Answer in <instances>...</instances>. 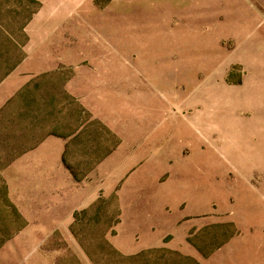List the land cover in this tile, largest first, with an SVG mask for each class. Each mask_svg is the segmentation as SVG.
<instances>
[{"label": "rangeland", "instance_id": "1", "mask_svg": "<svg viewBox=\"0 0 264 264\" xmlns=\"http://www.w3.org/2000/svg\"><path fill=\"white\" fill-rule=\"evenodd\" d=\"M76 1L34 45L41 4L0 0V264H158L160 253L127 260L114 245L138 213L159 228L191 215L176 228L195 224L200 260L233 238L264 256V18L241 0ZM49 137L98 190L57 230L31 216L26 178L14 176L30 216L9 203L5 175Z\"/></svg>", "mask_w": 264, "mask_h": 264}, {"label": "crops", "instance_id": "2", "mask_svg": "<svg viewBox=\"0 0 264 264\" xmlns=\"http://www.w3.org/2000/svg\"><path fill=\"white\" fill-rule=\"evenodd\" d=\"M37 1L40 2L41 8L35 14L28 31L29 40L34 45L36 41H40L41 43L54 28L64 23L71 16L74 7H77L79 4V2H74V0ZM226 1L232 2L234 0ZM241 1L245 2L249 9L252 10L249 13L251 19L264 18L262 15V13L264 14V0ZM239 14L238 17L240 18L242 13L239 12ZM261 22L262 20L259 21V23ZM54 144L57 145V149ZM66 144L67 141L63 139L49 137L34 149L17 158L5 170L9 191L8 196L12 203L27 219V215L29 214L25 212L27 208L23 204L26 199L19 198L16 192L20 189L22 190V188L24 190L29 188L26 184L23 185L24 182L21 180L26 178L24 180L25 182H29L28 184L31 185L33 193V212L31 216L39 225L44 226L47 223L55 225L56 228L53 227V230L59 229L60 225L69 226L73 220L75 211L88 208L98 199V190L93 188L90 195L88 189H86L88 185L84 183L83 189L81 184L74 179L72 173L65 166L63 158ZM14 176H20L21 179L15 180ZM187 215L189 214L175 213L172 217L171 225L168 226L167 224L163 228H159L160 224L158 227L153 226L157 224L147 213L132 215L130 221L135 227H132L127 236L128 243L123 244L115 239L114 245L122 253L128 255L138 254L148 249L167 247L198 259V251L188 242L190 232L196 229L195 224L188 223L186 227H182L179 230L176 228L180 220ZM123 223L124 214H122V221L119 224L120 229L118 228L115 238H120L126 232L122 226ZM142 223H144V226H142ZM175 231L176 233L174 234ZM168 235L174 236V239L166 242L165 238ZM181 241L184 244L181 245ZM244 241H238L233 238L223 244L208 258L202 257L201 260H198L201 264H264V256L260 255L259 247L252 241Z\"/></svg>", "mask_w": 264, "mask_h": 264}, {"label": "trees", "instance_id": "3", "mask_svg": "<svg viewBox=\"0 0 264 264\" xmlns=\"http://www.w3.org/2000/svg\"><path fill=\"white\" fill-rule=\"evenodd\" d=\"M31 3L37 5V8L35 9V11L33 12V14H35L40 6V3L37 1V0H30ZM32 14V15H33ZM37 146L39 145L36 144ZM36 147V146H35ZM33 149V148H32ZM25 153V152H24ZM64 160V158H63ZM7 197H8V200H9V203L12 205V206H15L12 201L10 200L9 196H8V193H7ZM97 203V202H96ZM95 203V204H96ZM94 204V205H95ZM97 205V204H96ZM16 207V206H15ZM91 207V206H90ZM89 207V208H90ZM88 209V208H87ZM86 210V209H84ZM84 210H81V211H84ZM80 211H76L74 213V220H77V217L79 216V213ZM191 243V242H190ZM196 248V246H194ZM114 250V249H113ZM154 253H160L161 256H159V259L161 260L158 264H170V261H173V264H184V263H190V264H201L199 263L198 261H196L194 258H191V257H188V256H184L182 255L181 253H179V251H176V250H170V249H166L165 247H159V248H153V249H148V250H144L138 254H135V255H131V256H128V257H125L127 260H136V259H147V257L153 255ZM113 254H115L117 257H122V254H120L118 251L114 250L113 251ZM165 254H168V256H174L173 258H169V259H166L164 260V255ZM144 264H149V262H145Z\"/></svg>", "mask_w": 264, "mask_h": 264}]
</instances>
